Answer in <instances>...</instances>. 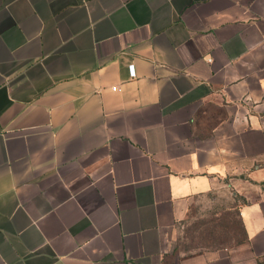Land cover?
I'll return each mask as SVG.
<instances>
[{
    "label": "crops",
    "instance_id": "0c3cea01",
    "mask_svg": "<svg viewBox=\"0 0 264 264\" xmlns=\"http://www.w3.org/2000/svg\"><path fill=\"white\" fill-rule=\"evenodd\" d=\"M0 264H264V0H0Z\"/></svg>",
    "mask_w": 264,
    "mask_h": 264
},
{
    "label": "rangeland",
    "instance_id": "374dc122",
    "mask_svg": "<svg viewBox=\"0 0 264 264\" xmlns=\"http://www.w3.org/2000/svg\"><path fill=\"white\" fill-rule=\"evenodd\" d=\"M244 190L245 193L248 194L251 190V186L245 187ZM242 200L246 201L245 198H242ZM219 206L224 208L225 204H220L218 202L214 204L206 198L200 199L192 206V209L188 212L186 219L178 226V234L175 241L176 251H193L202 248H211L218 245L217 242L220 241L226 240L228 243L234 241L235 236L239 232V223L235 214L232 233H228L227 235H215L214 233L212 235L215 239L214 241L211 239H205L208 238V236L205 238L202 236V232L205 229L212 230L213 227H215L213 230H218V227L214 225L216 224L214 223V213L217 209H219ZM217 223H221L222 225L226 223V221L222 220Z\"/></svg>",
    "mask_w": 264,
    "mask_h": 264
},
{
    "label": "trees",
    "instance_id": "16d2710c",
    "mask_svg": "<svg viewBox=\"0 0 264 264\" xmlns=\"http://www.w3.org/2000/svg\"><path fill=\"white\" fill-rule=\"evenodd\" d=\"M237 220H238V223H239V232L237 233V235L235 236V239L234 241L232 242H227L226 240L224 241H220V242H217L218 245H216L215 247H211V248H202V249H215V248H221V247H229V246H232V245H237V244H240V243H243L246 241V234H245V231H244V228H243V225L241 223V220L239 217H237L236 213L234 212ZM216 224V227H218V230H213L215 229V227H213L212 230H208V229H205L203 230L202 232V236H204V238L206 236H208V238H205V239H211L212 241H214L215 239L212 237V235L215 233V235H227L228 233H232L233 232V224H234V217L232 220H229V219H223L226 221V223L222 224L221 223H217L218 221H222V220H219V219H214ZM228 231V232H227ZM234 234V233H233ZM202 249H198V250H202ZM198 250H193V251H181L182 253H191V252H195V251H198Z\"/></svg>",
    "mask_w": 264,
    "mask_h": 264
},
{
    "label": "built area",
    "instance_id": "2783aa9c",
    "mask_svg": "<svg viewBox=\"0 0 264 264\" xmlns=\"http://www.w3.org/2000/svg\"><path fill=\"white\" fill-rule=\"evenodd\" d=\"M133 65L128 66V71L131 77H134V70ZM115 90V88H113Z\"/></svg>",
    "mask_w": 264,
    "mask_h": 264
}]
</instances>
